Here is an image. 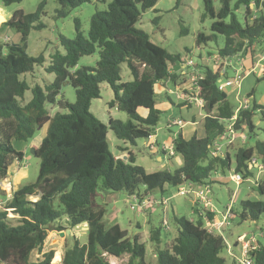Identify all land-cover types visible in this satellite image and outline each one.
Instances as JSON below:
<instances>
[{"label": "trees", "instance_id": "obj_1", "mask_svg": "<svg viewBox=\"0 0 264 264\" xmlns=\"http://www.w3.org/2000/svg\"><path fill=\"white\" fill-rule=\"evenodd\" d=\"M21 1L0 0V5L7 7ZM158 1L111 0L104 11L90 17L86 34L75 20L74 37H58L62 52L56 50L50 56L44 71L52 74L53 80L43 88L31 87L23 79L33 73L35 66L44 63L42 55H28L25 46L30 31L43 28L39 13L15 11L3 23L19 35V43L0 45V182L7 178L8 167L20 163L25 156L13 147V142H26L36 130L45 128V132L33 148L34 157L39 159L35 181L12 191L0 212V264H52L54 251L42 252L49 234L82 224L87 225L86 243L74 239L71 247H64L61 264H110L105 254L116 258L128 255V264H145L146 249L137 236L129 238L117 225L107 229L103 226L104 211L96 204L99 192H124L129 197L145 198L147 192H163L168 186L176 190L184 184L210 186L212 175H224L231 169L227 151L221 156L210 154L213 144L226 136L228 128L233 133L245 130L250 137L255 134L252 118L258 115L264 133V106L253 103L234 114L225 93L217 88L218 71L203 65L204 71L197 74L194 86L183 90L184 94L202 101L203 135L194 134L186 140L179 133L170 142L172 156L161 149L156 153L147 150L151 155L168 157L169 161L180 157L181 165L172 172L146 173L135 165L134 155L126 152L128 147L154 135L159 122L155 87L168 80L175 84L180 66L185 63L179 54H170L154 45L143 31L135 28L142 13L154 10ZM231 1L220 0V9L215 13L212 0H202L203 17L212 20L211 34L199 33L196 44L216 42L222 36L223 46L216 53L220 58L253 59L257 56L256 48L264 42V1L235 0L232 7ZM89 2L56 0L62 10ZM240 7L244 10L242 22L234 14ZM95 52L98 54L95 67L77 68L81 57ZM122 64L129 71L128 82H121ZM260 79L264 80V67ZM65 84L74 89V103L64 101L60 94ZM101 84L108 85L113 94L108 108L124 113L126 122L109 120L104 124L90 112V102L99 98ZM27 91L31 94L29 100H25ZM186 104V101L182 103ZM47 105L63 112L50 115ZM139 109L144 110L143 116ZM108 131L121 142L122 146H116L120 156L109 150ZM256 158L264 164V141L234 151V173L242 180L250 177L253 167L249 168V164ZM139 186L144 188L143 195ZM255 190L264 195V181H258ZM199 206L194 202L195 221L173 215L177 234L164 247H161V228L150 231L156 264H227L220 256L225 248L222 237L204 227V220H212L214 214L200 206L205 212L202 214ZM240 209L241 220L256 221L264 213V202L244 200ZM34 252L39 256L32 261L30 256ZM249 255L254 264H264V246L258 245Z\"/></svg>", "mask_w": 264, "mask_h": 264}, {"label": "rangeland", "instance_id": "obj_2", "mask_svg": "<svg viewBox=\"0 0 264 264\" xmlns=\"http://www.w3.org/2000/svg\"><path fill=\"white\" fill-rule=\"evenodd\" d=\"M110 1L90 0L89 3L77 8L63 10L56 3V0H22L7 7L0 5V15L4 17V22L15 11H21L24 14L38 12L40 15L39 22L43 25V28L38 31H30L25 46L28 55L31 57L42 55L44 63L42 66H35L32 74L23 76L28 85L31 87L38 85L43 88L52 82L53 75L47 74L44 69L49 64L50 56L56 50L62 52L59 47L58 37L63 36L67 39H72L75 33V20H78L81 31L86 34L90 17L95 12L104 11ZM234 2L235 0L231 1V7ZM41 4L43 6L38 11ZM212 7L213 11L217 13L220 9V0H212ZM60 12H64V14L60 16ZM243 12V7L234 11L237 20L240 22L243 19ZM211 23L212 20L209 17H203L202 0H159L154 10L142 13L140 20L135 24V28L143 31L154 45L161 47L170 54H179L184 62L191 60L197 65L195 70L192 68L185 70L183 75L176 78L175 84L168 80L164 82V85L155 87V107L160 111V114L159 122L154 131V139L159 145L170 144L171 140L179 133L186 140L190 139L194 134L197 136L203 135L202 110L195 101L186 98L182 90L190 88L191 76L198 77L199 75L197 74H202L204 71L203 65L211 70H217V66H214L213 63V57L216 55L217 50L223 46V37L218 36L216 42L196 44V38L199 33L206 36L211 34ZM0 28V45L4 42L19 43V35L14 30L5 27L3 23ZM5 37L7 40H4ZM263 51L264 42L256 48V53L260 56L264 54ZM97 60V52L90 56L81 57L77 63V68L95 67ZM261 64H257L252 69L250 66L245 65L244 57H233L225 61V79L230 80L232 85L226 87L223 92L234 114L238 108H244L246 105L251 106L253 103L264 106V80L260 79ZM120 68L121 82L130 81L131 77L126 65L122 64ZM218 69L221 68L219 67ZM99 89V98L90 102V112L104 124H107L109 120L126 122L128 118L124 113L118 112L115 108L109 109L107 106V103L113 98L108 85L101 84ZM60 94L63 96L64 101L74 103V89L69 85H63ZM30 96L29 91L25 92V100H29ZM185 99L190 101L189 106L187 104L182 105L186 101ZM245 100H248V103L245 104ZM47 109L50 115L56 112H63L56 106L47 105ZM138 113L142 116L145 114L143 109H139ZM252 121L255 126L254 135L249 137L246 131L243 130L239 133H233V135L230 134V136H226L218 142L222 151L226 148V151L230 154L231 169L224 175H212L211 179L213 182L210 184L211 189L207 195L212 205L210 208L214 211L213 214L216 219L220 220L228 207L233 212V216L228 219V224L222 227L219 232H214V234L221 236L225 243V248L220 253V256L227 264L232 261L238 263L242 259L240 237L245 241L252 238L256 245L264 246V213L256 221L241 220L239 217L241 201L264 202V195L258 194L255 190L256 183L264 181V164L260 159L256 158L255 160L261 169L254 167L252 175L239 183L231 178L234 175V151L244 146L253 147L256 141H264L262 124L258 115H254ZM182 122L184 123L183 125ZM44 132L45 128L36 130L33 137L26 142H13V147L22 151L25 156L20 163H12L8 167L7 178L3 180V188H5L6 184H10V190L14 191L23 185L35 181L38 174L39 159L30 156V150L38 146ZM242 136H244V139ZM107 139L110 152L115 156L121 155L116 148V146H122L121 142L115 139L111 131H108ZM144 143V140L139 139L136 141L135 146H130L128 149L135 157V165L142 167L146 173L172 172L174 168L181 165V159L178 156L172 158L170 162L165 160L158 162L155 159L158 155L148 153ZM226 145L228 146L225 147ZM17 172H19L21 177H18ZM0 191L2 190L0 189ZM139 192L143 195L144 188L142 186H139ZM145 196L149 203L140 208L137 202H132L124 192L101 191L96 198V204L104 211L103 226L107 229L117 225L120 230L126 231L129 238L137 236L139 242L146 249L145 264H156L152 242L149 240L150 231L160 227L161 247L170 243L177 234L172 218L173 215L184 216L189 220L195 221L197 215L191 213V209L194 207L196 200L191 194L178 195L177 190L169 186L163 192L153 190L147 192ZM0 201H5V195H0ZM131 204L135 205L134 209H131ZM198 205L203 208L201 204L198 203ZM200 206L199 210L204 214L205 212ZM2 211L3 209L0 208V212ZM165 224L167 229H165ZM80 226L73 228L70 234L65 235L64 244L60 243L61 240L58 237L51 239L50 233L45 243V248L57 247L54 240L58 244L60 243V250H63L64 247H71L74 239L78 240L80 244H85L87 240L86 231H81ZM104 256L110 264H128L129 262L128 255H122L117 258L106 254ZM37 258L38 254L35 252L30 256L32 261Z\"/></svg>", "mask_w": 264, "mask_h": 264}, {"label": "built area", "instance_id": "obj_3", "mask_svg": "<svg viewBox=\"0 0 264 264\" xmlns=\"http://www.w3.org/2000/svg\"><path fill=\"white\" fill-rule=\"evenodd\" d=\"M237 58H240V57L238 56ZM263 58H264V54L262 55V58H260V62L262 63L261 64L262 70L264 67V59ZM226 60H229V59H222L217 54L213 57L214 66H217V71H218V74L220 76V78L217 81V88L219 91H224V89L226 87H229L232 85V82L230 80L225 79L224 64H225ZM194 67H195V65L191 60L183 63L180 66L181 74L183 75L185 73V70H187L188 68L194 69ZM219 67L221 69H218ZM262 70H261V72H262ZM195 77L194 76L190 77V82H191L190 86H194V82L197 79V77L196 78ZM189 98H190V100L195 101L196 104L201 109L202 101L197 100L196 98L193 99L190 96H189ZM185 100L188 101L187 99H185ZM246 103L247 102H245V104ZM246 107H247V105L244 108H246ZM238 109H240V108H238ZM234 118H235V116H233L232 119H234ZM230 134L233 135V132L230 130V128H228V133L226 134V136L228 137V136H230ZM224 138H222V139H224ZM242 138L244 139V136H242ZM218 141H220V140H218ZM228 145H230V144H228ZM228 145H226L225 147H227ZM144 147L151 153L159 152L160 149L163 150L168 156H172L174 153L173 152V146L171 143L167 144V145H161L160 148H158L153 135L150 136L147 140H145ZM210 154L212 156H221L223 154L222 148L218 145V142L217 143L215 142L213 144V146L210 149ZM251 167H253V168L256 167L257 169H261V167L258 166L255 159H253L252 162L249 164V168H251ZM231 178H232V180L236 181L237 183L241 182V180H242L241 176L239 174H236V173H234V175ZM3 182L4 181L0 182V189L2 190V192L6 193V198L10 199L11 193H12V191L10 190L11 186H10V184H6L5 188H3ZM210 189H211V187L209 185L192 186L190 184H184L183 186L178 188L177 193L180 196H185L187 194H191L193 196V198L196 200V202L201 204L203 206V208L207 209L211 213H214V211L210 208L212 206L211 202L207 198V195L209 194ZM129 198L131 199L132 202H134V203L137 202L138 207H140V208L148 205V203H149V201L146 198H139L137 195H132ZM160 205H161V203H160ZM130 207H131V209H134L135 205L131 204ZM231 217H232L231 216V209L228 207V208H226L225 213L222 214L220 220L216 219V216H214L212 218V220L205 219L204 220V227L209 233L214 234L215 231L219 232L222 227L226 226L228 224V219ZM165 229H167L166 224H165ZM240 241H241V247H242V259L237 264H254V261L250 257L249 254L252 250L258 248V245H256L255 241L252 238H250V240L245 241V240H243L242 237H240Z\"/></svg>", "mask_w": 264, "mask_h": 264}, {"label": "crops", "instance_id": "obj_4", "mask_svg": "<svg viewBox=\"0 0 264 264\" xmlns=\"http://www.w3.org/2000/svg\"><path fill=\"white\" fill-rule=\"evenodd\" d=\"M0 14H1V9H0ZM2 23H4V17H1V15H0V25L2 24ZM4 40H7L6 39V37H5V39ZM256 57L255 58H253V59H248V58H245V65L246 66H250L252 69H254L256 66H257V64H260L261 62H260V58H262V56H260L259 54H257L256 53ZM195 68H197V65H195V67H194V69ZM251 69V70H252ZM182 74H181V72L179 73V76H181ZM185 83V82H184ZM165 83H161V84H159V85H164ZM161 88H163V87H161ZM160 89V88H159ZM182 93H183V90H182ZM184 94V93H183ZM185 96H186V94H185ZM186 98H189V96L187 95L186 96ZM187 102V104H190V101H186ZM245 102H247L248 103V100H245ZM179 123V122H178ZM184 123L182 122V125H183ZM154 136V135H153ZM217 142H219V141H217ZM157 143V142H156ZM124 147H127V145H124ZM128 151H130L129 149L126 151V152H128ZM226 151V148L224 149V151H223V153ZM126 152H124V153H126ZM131 152V151H130ZM228 152V151H227ZM132 153V152H131ZM120 156V155H119ZM162 156V155H161ZM159 154H158V156H156L155 157V159L159 162H161L162 160H165V161H167V162H170L169 160H168V158H166V157H164V156H162L161 157ZM163 158V159H162ZM17 174H18V177H21V175L19 174V172H17ZM1 195V194H0ZM2 195H5V201L3 202V201H0V208L1 209H3V207H4V205H5V203H6V201L8 200L7 198H6V193H2ZM191 213H193V214H195L194 213V209L192 208L191 209ZM9 215V217H12V215L11 214H8ZM78 227V226H77ZM76 227V228H77ZM86 228H87V226H85V224H82L81 226H80V230L81 231H86ZM72 230V229H71ZM71 230L70 229H67V230H65L64 231V235L63 236H60L59 235V233L58 232H53V233H51V239H53V238H55V237H58V239H60L61 240V242L60 243H62V244H64L65 243V235L66 234H70V232H71ZM75 235H76V232H75ZM78 235V234H77ZM54 242H55V245H57V247H53V248H45V246H44V248H43V253L44 252H47V251H49V250H53L54 251V256H53V260H52V264H61V257H62V253H63V250H60V243L58 244V242L56 241V240H54ZM59 248V249H58ZM39 256V255H38ZM58 258V259H57Z\"/></svg>", "mask_w": 264, "mask_h": 264}, {"label": "water", "instance_id": "obj_5", "mask_svg": "<svg viewBox=\"0 0 264 264\" xmlns=\"http://www.w3.org/2000/svg\"><path fill=\"white\" fill-rule=\"evenodd\" d=\"M35 155V150L34 149H31L30 150V156H34ZM85 226H87L86 224H85ZM87 229V228H86ZM59 235L60 236H63L64 235V232H59Z\"/></svg>", "mask_w": 264, "mask_h": 264}]
</instances>
